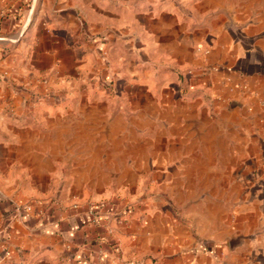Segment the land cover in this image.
Masks as SVG:
<instances>
[{"label": "crops", "instance_id": "crops-1", "mask_svg": "<svg viewBox=\"0 0 264 264\" xmlns=\"http://www.w3.org/2000/svg\"><path fill=\"white\" fill-rule=\"evenodd\" d=\"M262 1L0 0V264H264Z\"/></svg>", "mask_w": 264, "mask_h": 264}, {"label": "rangeland", "instance_id": "rangeland-1", "mask_svg": "<svg viewBox=\"0 0 264 264\" xmlns=\"http://www.w3.org/2000/svg\"><path fill=\"white\" fill-rule=\"evenodd\" d=\"M258 3H261V1H257ZM264 3V0L262 1ZM81 11L85 14V11H86V7H83V8H80ZM84 16V15H83ZM77 23V27L74 28L71 32H70V36L71 37H75L76 41L79 42V48H78V51H82V50H86L90 45H91V40H92V33L87 30V28H85V17H82V21L79 23V22H76ZM101 58V57H100ZM84 62V73H85V76L86 78L85 79H90L91 76H90V72H89V68L92 66V65H97L98 66V69H100V67H102L101 65V62H100V59L96 60V61H82ZM111 69H112V74L114 77H116V75H122L128 71H131L133 70L132 68V65L131 64H125V65H122L120 63H117L114 62L111 64ZM44 80L42 82H44L45 84L48 83V80L43 78ZM87 81V80H86ZM89 83V81L87 82Z\"/></svg>", "mask_w": 264, "mask_h": 264}]
</instances>
